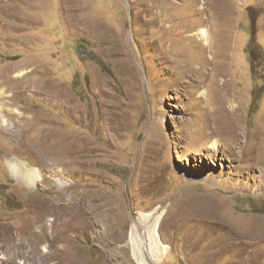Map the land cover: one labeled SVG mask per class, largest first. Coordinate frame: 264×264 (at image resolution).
<instances>
[{
	"label": "rangeland",
	"instance_id": "1",
	"mask_svg": "<svg viewBox=\"0 0 264 264\" xmlns=\"http://www.w3.org/2000/svg\"><path fill=\"white\" fill-rule=\"evenodd\" d=\"M153 211L149 264H264V0H0V264H136Z\"/></svg>",
	"mask_w": 264,
	"mask_h": 264
},
{
	"label": "bare ground",
	"instance_id": "2",
	"mask_svg": "<svg viewBox=\"0 0 264 264\" xmlns=\"http://www.w3.org/2000/svg\"><path fill=\"white\" fill-rule=\"evenodd\" d=\"M198 11H201V9ZM197 35L203 41V46L205 48L207 46L206 40H208L207 31L204 28H202L197 32ZM216 58L217 56L215 55L214 57H211V62H213ZM214 71H215L213 74L214 76L216 74H221V75L225 74L223 68L220 65H216L214 68ZM219 89H221L222 94H223L222 95L223 97H221L222 99L221 103L228 99H230V101L234 100L235 88L233 87L232 84L228 82L222 83L221 88ZM230 106L232 109L236 107L234 103H232ZM222 114L224 113L222 112ZM219 123L224 125L223 130L230 136H235V137L240 136L239 134L240 125L237 127L236 122L231 117H228L226 115L223 118H221ZM210 147L212 149H216L218 147V141L217 140L213 141L210 144ZM6 164H7V168L9 172L13 175V177L22 183H25L24 180H26L25 184L28 186H30L31 184L32 186L35 185L34 184L35 178L40 179V176L36 174L37 170L35 171L33 168H27L24 162H17L15 160H7ZM19 169L25 170L23 176H21L22 174L19 173L20 172L18 171ZM30 174L34 176L31 179H30ZM26 175L27 177H29V179L26 177ZM160 218H161V213H158L155 215V212L153 211L150 213H140L139 217L136 220H134V222H132L130 226L129 245L131 248L132 259L134 260L136 264H149L150 262L146 261L147 258H149L151 262L155 260L157 261L161 255L160 250L167 248L161 242L159 235H158V229H159L160 220H161ZM125 263L126 264L129 263L126 258H125Z\"/></svg>",
	"mask_w": 264,
	"mask_h": 264
},
{
	"label": "trees",
	"instance_id": "3",
	"mask_svg": "<svg viewBox=\"0 0 264 264\" xmlns=\"http://www.w3.org/2000/svg\"><path fill=\"white\" fill-rule=\"evenodd\" d=\"M250 44L247 45V49L249 48ZM248 52L250 53V50H248ZM251 54V53H250Z\"/></svg>",
	"mask_w": 264,
	"mask_h": 264
}]
</instances>
